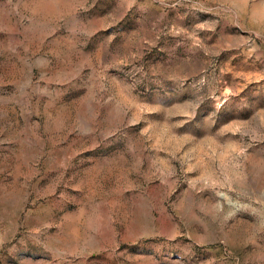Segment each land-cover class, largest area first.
I'll list each match as a JSON object with an SVG mask.
<instances>
[{
	"label": "rangeland",
	"instance_id": "rangeland-1",
	"mask_svg": "<svg viewBox=\"0 0 264 264\" xmlns=\"http://www.w3.org/2000/svg\"><path fill=\"white\" fill-rule=\"evenodd\" d=\"M0 264H264V0H0Z\"/></svg>",
	"mask_w": 264,
	"mask_h": 264
}]
</instances>
